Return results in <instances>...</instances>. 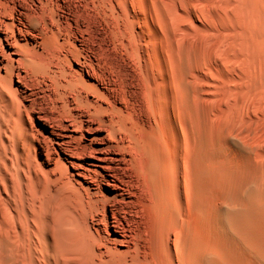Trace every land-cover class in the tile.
I'll list each match as a JSON object with an SVG mask.
<instances>
[{
	"label": "bare ground",
	"instance_id": "bare-ground-1",
	"mask_svg": "<svg viewBox=\"0 0 264 264\" xmlns=\"http://www.w3.org/2000/svg\"><path fill=\"white\" fill-rule=\"evenodd\" d=\"M197 96L264 105V0H0V264H264V133Z\"/></svg>",
	"mask_w": 264,
	"mask_h": 264
},
{
	"label": "rangeland",
	"instance_id": "rangeland-1",
	"mask_svg": "<svg viewBox=\"0 0 264 264\" xmlns=\"http://www.w3.org/2000/svg\"><path fill=\"white\" fill-rule=\"evenodd\" d=\"M201 69V70H200ZM204 70V69H203ZM203 70H202V68H197L196 69V73L194 74V77H193V80L195 81L194 83H193V87L194 88H196L197 90L199 89H201V88H203V82L200 80V78H199V74H201V75H204V74H207V72L205 71V73L203 74ZM195 89V90H196ZM196 90V91H197ZM199 96H197L196 97V99L198 100V102H197V104L196 105H198V104H200V106H197L198 107V109H197V115H196V121H194L193 119H194V117H193V115L192 114H189L188 115V113H187V111H186V120L189 118V120H190V122H192V124H191V132L189 131V130H187V137H189V138H191L193 141H197L199 138H198V135H200V133H196V131H199L200 129H201V124L202 123H204L205 125L208 123L207 121H209L208 119H210V121H211V123H212V128L211 129H209V130H207V131H209V132H207V136H208V133L209 134H212L213 136H215V137H213L212 135H210V138H211V136L213 137L212 139H214V138H216V137H220V138H227V139H230V140H236V141H238V142H240L243 146H245V147H247V148H250V149H252V152H251V154L253 153V155L255 154V158L253 157V155H250L249 156V161H250V164H251V166H253V168H257V166H260V164L261 163H263L262 161H261V158L259 157H257L256 156V149H257V151L258 150H260V152L259 153H261V147H262V143H261V138H262V134L264 133V123H261V122H264V105H260V106H258V107H256L255 106V100L254 99H252L251 101H252V103H253V101H254V106H253V108L251 109V107L249 106V110L247 109V111H243V113H242V118H244L245 120H247L248 118H250L249 116H251V117H254V116H256V117H254L255 119H256V122L254 123V124H256V125H254L255 127H256V129L254 130V131H256V135L253 133L254 131L253 130H250V133L249 134H243L244 132V119L240 122V121H237L239 124H237V122H231L230 121V123H229V121L227 120V119H224V118H221L219 115H216V111L218 110V106H220V104L217 102V100L215 101V99H214V101L213 102H211L210 103V101L209 102H207V101H204V99L203 100H201L202 102V104L201 103H199L200 102V100H199V98H198ZM201 99V98H200ZM250 101V102H251ZM205 102V103H204ZM210 103V105L209 106H211V104L213 105L212 107H214V104H215V102H217L216 104L217 105H215L216 107H214V108H211V107H209L208 108V104ZM203 103H204V105H203ZM207 106H206V105ZM251 104V103H250ZM253 104H251V105H253ZM202 105V106H201ZM226 105H227V108H226ZM226 105H222V108L224 109V106H225V110H232L233 109V107H234V105H233V103H232V101L231 102H229V103H227ZM232 105H233V107H232ZM204 106H206V107H204ZM204 108H206L205 110H204ZM216 108V109H215ZM220 108V107H219ZM259 108V109H258ZM211 110V111H209V110ZM214 109L216 110V111H214ZM257 109V110H256ZM206 112H204V111ZM207 110V111H206ZM209 111V112H208ZM212 111H213V113H212ZM205 113V114H204ZM210 113H212L211 115H210ZM206 114H209L210 115V117H209V115H206ZM218 114V113H217ZM253 114V115H252ZM188 115V116H187ZM192 115V116H191ZM202 115V116H201ZM220 117V119H219V117ZM193 117V118H192ZM199 117V118H198ZM246 117V118H245ZM188 120V121H189ZM216 120V121H215ZM263 120V121H262ZM187 121V122H188ZM198 121V122H197ZM220 121V122H219ZM225 121V122H224ZM197 122V123H196ZM218 122V123H217ZM194 123H196V126L198 125V126H200V127H198L197 126V128H196V130H195V127H193V125H194ZM199 123V124H198ZM229 123V124H228ZM231 123H233V125L231 126ZM259 123H260V125H259ZM224 124V125H223ZM257 124L259 125V126H257ZM209 124H207L206 126H208ZM228 125H230V126H228ZM220 126H222V127H220ZM225 126H227V127H225ZM215 127H219L218 129L216 128L215 129ZM257 127L260 129L259 131H258V129H257ZM193 128V129H192ZM226 128V129H225ZM198 129V130H197ZM263 129V130H262ZM237 130V131H236ZM235 131V132H234ZM261 131H263V132H261ZM214 132V133H213ZM232 132H233V134H232ZM240 132V133H239ZM193 133V134H192ZM223 133H224V135H223ZM239 133V134H238ZM195 134V135H194ZM251 134L253 135V137H251ZM190 135H192V136H190ZM231 135V136H230ZM193 137H194V139H193ZM243 138V139H242ZM254 140H256V141H254ZM259 143H260V146H258L259 145ZM259 149H258V148ZM255 149V150H254ZM233 150V151H232ZM254 150V151H253ZM231 151V152H230ZM233 152V153H232ZM223 155L224 156H227V157H230V156H235L236 158H239L240 157V153L237 151V150H234L233 148L232 149H226L225 151H223ZM230 154V155H229ZM229 155V156H228ZM259 156V155H258ZM252 157V158H251ZM254 158V161H252V159ZM257 158V159H256ZM241 159V158H240ZM257 163V164H255V163ZM253 164H255V165H253ZM262 166H264V163H263V165Z\"/></svg>",
	"mask_w": 264,
	"mask_h": 264
}]
</instances>
